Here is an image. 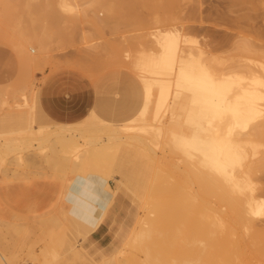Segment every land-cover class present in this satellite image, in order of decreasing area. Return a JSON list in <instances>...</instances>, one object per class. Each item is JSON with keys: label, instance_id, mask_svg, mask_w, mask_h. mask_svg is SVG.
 <instances>
[{"label": "rangeland", "instance_id": "374dc122", "mask_svg": "<svg viewBox=\"0 0 264 264\" xmlns=\"http://www.w3.org/2000/svg\"><path fill=\"white\" fill-rule=\"evenodd\" d=\"M135 1L136 2H134V0H127V1L125 0V2L124 0L123 1L122 0H110V1L109 0H78L79 6L77 8V11L71 13L69 12V10H67L66 12L65 9L66 7L64 8V6L67 5L64 4L66 2L73 3V0L72 1L71 0H0V145H3V149L2 148L0 149V257L5 258V260H2L0 258L1 261L0 264L1 263L2 264L4 263L5 264H90L87 261L88 259L87 260L81 259L78 250L71 247L69 243L74 244L77 243L78 240L79 248H82L80 246L81 244L80 242L83 239V236L84 237L88 236L90 237L91 240H94L98 244V246L102 247L105 250H110L111 244L113 242L114 233L115 231L118 230L121 223L125 225V229L127 230L129 229V231L124 235H128L130 237V234L135 235L136 233L134 237L135 244L134 246L132 245L133 248L130 247L131 245L128 246L129 244H131L130 241L133 240V238H131L133 236H131L130 239L128 237L129 242L126 245L127 250L124 248L125 246H123L122 250L120 248V250L117 251H119L120 253V251L124 250L127 253L130 249L134 251V249L137 248L138 250L136 251L138 252L134 251L133 253L130 250L131 253L129 252L128 255L125 252H123L121 253L122 255L120 254L121 256H115V253L116 255H119L118 252L115 251L113 253V259H112L113 261L111 260V262H113V264H116L117 263L115 259L116 257L119 263H122L124 261L126 263L129 262V264H135L136 260L137 261L140 260V262H143L146 259L147 264H150V262L147 261L149 260L148 259L149 255L147 254L151 255V253L154 250L153 251L150 250L152 252L150 253L146 252L147 254L142 255V253H140L139 251L140 246L137 245L138 243L140 245V242L138 240L140 236L143 235L146 236L145 235L146 232L144 231L145 230L144 228L147 227L146 225V223L148 222L146 221L148 220L147 217L149 215L151 217L154 216V214H151L152 208L150 209L144 206L148 205L149 207L148 203L152 205L151 203H155V201H157L158 198H161L162 195H163L162 198L166 196L170 192L169 186L170 188H172L174 183H176L175 185H179L177 184L178 182L176 181L178 180L179 182L181 181L182 183V181L183 180L185 181V178L187 177H188L187 179L191 180V181L189 180L190 183L186 180L187 186L184 183H182L181 185L182 187L183 185H185L187 189V193L190 192L189 189H191V192L189 194L184 193L186 192L185 190H183L185 188L184 187L182 188L181 185L178 188H180L179 189L180 192L181 190L184 191L183 192L184 195L187 194L189 195V197L191 195L192 197L191 199L194 198L193 195L194 192L196 194V190L198 189V186L197 187L195 186L196 182H193L192 178L190 177L193 176L196 178L197 177L196 174L197 173L200 174L201 170L204 171L203 166L206 167V165H202L203 169H201V165L198 166L200 167L198 168L199 171L196 173L194 170V172L191 175L190 172L191 167H189L190 170H188L189 168L185 169V166L189 164L188 163L189 158H187V154L185 155V152L182 151L184 153L183 154L181 151H179L180 149L177 150L175 148V146L173 145L174 143L172 142L174 140L172 139L173 136L171 132L164 131L165 129L164 130L161 129V132H158L156 130H158L157 129L158 127L159 128L163 127V125L161 124H167L168 122L171 121V117L173 116L172 112L174 110L178 116V119L176 120L177 122L175 121L174 125L175 126L176 124L179 125V127H181V129L179 128V131L184 134L183 136L186 135L187 137H189V135L193 134V130L198 127V126L194 127L196 126V124L194 126L192 125L196 120L198 109L196 107L197 105L195 106L192 103V99L194 98V94L192 93V91L188 88H179L176 86V80L174 79L175 77L172 76L174 74L173 70H172L173 72L170 71V73L172 72L173 74L172 75L170 74L169 77L168 75L169 68L167 67L168 71L166 70L165 71L168 74H166V76H163L164 69L166 68V66L165 68L163 66V75L157 74L158 73L157 70L159 68H161L160 70L162 71V67H161L162 65L160 66L159 63V65L157 66L160 67L158 68L156 66L157 61L153 59L152 61L153 62L155 61L154 62L155 65H153L150 59L151 51L152 53L155 54L156 57V53L157 52L159 53L160 50V47L158 48L159 45H157L156 42L154 43V39L152 37L153 33L155 36L156 30L162 32L165 31L169 32L171 30L175 31L176 29L179 30V28H184L185 36H188L187 37L188 40L190 39L185 46L188 47L187 49L189 50L192 47L191 50L194 51H196L203 44H205L207 40L208 41L216 40L219 43L222 42L221 44L224 47H221V45L218 43L215 44L216 41L214 43L215 47L213 45V49L215 51H213L211 57L213 60L216 61H214L215 64H213L212 67L215 68L216 70L212 69L210 71L215 70L218 72L220 69V71L223 70L224 72L225 69L221 68V67H225L224 65H227V68L226 67L225 68L229 69L228 65L234 63V60H232L233 61L232 62L230 59L232 57V59L237 60L236 65H240L238 64L239 61L241 63L240 67L249 66L250 69L252 68L251 70L253 69L255 70L256 73L253 70V73H255L253 74L254 76L257 74V76L259 77L261 76V78L264 80V76H262L264 75V0H135ZM118 2L121 5L115 4ZM128 3L132 5H129ZM114 6L115 7L121 6V8H118V10L116 8L115 9L116 12H114L115 10L112 12L110 8L113 9ZM127 7L129 9H127ZM41 16H43L44 18H42ZM68 19L69 21L71 20V22H69ZM78 19L79 21L74 22V20L76 21ZM41 23L42 24L45 23V25L42 26ZM33 24L34 26H32ZM153 26L156 27L153 28ZM219 45L221 48L219 47ZM249 45L251 46V48L249 47ZM245 47H249L248 49H254L255 52L257 49V52L254 53L253 52L254 50L253 51L247 50V48L245 49ZM218 48L219 50H217ZM258 50L260 51L258 52ZM159 54L157 55L156 58H159ZM228 58L229 61H231V63L227 62ZM222 60L226 61L227 63L224 62L226 63L224 64ZM201 61H204L203 58L201 59ZM211 61L212 60H210V62ZM149 62H151L152 64H150ZM220 62L224 65L222 66ZM204 63L207 65L210 64L209 62H208L209 64L206 63V61H204ZM141 64L142 65L144 64L143 69L140 68ZM145 64L147 67H145ZM216 64L218 66L220 65V68L217 67ZM251 64L254 67L251 66ZM231 65H230V69H231ZM234 65L235 63L232 65V67ZM151 66L153 67L151 68ZM214 66H216L217 68ZM209 67H211V64L209 65ZM151 69L156 70L157 73H155V71L152 72ZM230 69L229 71L227 70V73L231 72ZM243 69L242 71L239 69L240 70L239 72V70H235L234 68L232 69L233 70L232 72L238 71L240 74L241 72L244 71L248 73L251 71L248 68L244 71ZM151 72L155 73V75L150 74ZM225 73H224L225 76L228 75ZM220 74H222V72H220ZM233 74L237 75L236 73ZM249 75H251V77H249L251 78L249 79L251 80L250 82H255V80L252 81L254 77L252 75V71ZM246 76H241L240 74L239 77H243L242 79L241 78L239 79L238 76L237 78L236 77L235 78L241 81L240 83L241 85L242 83L246 82L247 86L249 87V82L245 81L244 78ZM232 77L234 76L232 75ZM213 78H215L214 74H213ZM222 78L225 79L224 77H221V80ZM230 79L231 80L229 81V83L232 82V78ZM158 80L160 81L162 80V84L167 83L168 81L171 82L170 94L168 96V106L170 107V109L167 108L166 105L164 109L160 111L163 112L158 114L157 117H155L157 119H155L154 118V116L156 115L155 103L157 102V100L154 99L155 97L156 99H158L159 95L157 93L160 90L164 89L162 88V84H160L161 82H158ZM222 83L223 81L221 82L219 81L218 85L219 84L221 86L227 85L228 88V87H232L230 84H232L233 82L230 83L229 86H228V81L227 84L225 83L222 84ZM232 85L234 86V84ZM221 86H218V88ZM247 86L245 85V88H247ZM237 87L238 86H236L232 92L234 93L236 89L240 90L239 92L236 91L238 92L239 97L238 96H236L237 98L235 97L237 100H239L241 99L242 96L245 95V94L243 95V93L246 90L244 89V85L240 89H238ZM250 88L249 90H252ZM254 89H255V85H254ZM231 90L232 89L230 88L229 91L231 92ZM249 90L246 92L248 93ZM229 91L227 89V91L224 90L223 92L222 91L219 92H221V94L222 93L224 94L225 92L229 94L228 93ZM262 91L264 93V87H262ZM207 93L208 92H206V95ZM251 94H249L250 96L249 95L248 96L252 99ZM224 95H226V93ZM235 95L236 94L234 95L230 94V96L233 97L230 98L229 96V98L232 99L234 98ZM209 96H205L206 98L202 100L206 101V99H208L207 97ZM223 96L222 97L219 96V97L223 99L224 98ZM225 98H226L225 100L229 99L227 95L225 96ZM243 98L241 100L244 104L247 103L246 107H248V103L254 102L249 100L243 101L244 100ZM234 100H232L231 102H234ZM204 101H203V105H204ZM251 103L249 105L250 107L248 108L252 107ZM227 104H226V108H223L225 109L224 114H226V117H228L227 116L228 114L226 112L228 110ZM236 104H234L235 106L233 105L232 108L230 107L229 104V107L232 110L231 111L228 110V113L231 112L232 114L233 112L236 113L235 110H237V112L240 110L242 111V112L239 111V114L241 115V113H244L243 110L247 109L246 112L252 114L251 109L250 111H248L249 109L246 107L245 109L241 107L242 110L239 108V106H242V103L239 105V102H237ZM145 105L147 107L146 108L147 112L146 111L144 112L146 113L142 111V109L145 108ZM258 105H260L261 107L260 108L262 112L261 118L264 119V99L261 100ZM43 106H45L48 109L49 111L48 115L46 114L47 111L44 109ZM205 106H208L206 107L207 112L205 111ZM171 107L173 108V110ZM210 107L211 106L205 104L204 109L202 107V110L210 114V112L214 111V110L212 111L210 110L215 108V107L213 108V105L211 108ZM148 109L151 110V112H149ZM215 111L217 112V110ZM220 111L218 110L219 113ZM204 112L202 111V116L209 115V114L206 115V113ZM140 113H144V115H142V118L144 117L145 119L147 118V120L144 119L145 123L143 124L147 126H143L142 124H139L141 128L139 125L136 124L137 119L139 118L142 119L140 117L141 116ZM152 113L154 114L152 115ZM234 113L232 114L233 117L235 116ZM218 114L215 116L218 117ZM220 114L219 117H221ZM245 114L244 115L242 114L243 115L242 117H244L243 119L247 120L248 117L245 116L250 114H246V115ZM147 115H151V116H147ZM213 116L211 115L210 117L212 118ZM231 116L229 118L234 119L233 117L231 118ZM201 117L198 120V122L204 119V117L202 118ZM224 117L225 115L223 116V118ZM135 118L137 119L135 120ZM149 118H151V120ZM206 118L207 117H205V119L203 120L204 122L202 121L203 123L201 122L202 124L204 123L206 124L207 122ZM223 118L222 120H226V118L224 119ZM249 119L252 120L251 116L249 117ZM249 119L247 121H249ZM213 120L214 119L210 121L212 122ZM242 120H240V123L244 121ZM139 121L140 120H137V123ZM217 121H220V119ZM244 122L246 123V125H244V123H241V126L244 125L246 127L240 126L238 129L240 130L241 128V131L237 129L236 132L234 133L237 132L241 133L243 132V130L245 131L246 129L249 128L248 127L249 125L247 124H251V123H248L246 121ZM149 123L151 124V126ZM157 123L160 125L158 126ZM207 123H209V121ZM225 124L227 126V130L223 129L224 127L222 128V130H225L226 132L230 131L229 125L231 128V125L233 123H228L229 125H227V123ZM62 125L65 128H63ZM126 126L127 127L134 126L133 127L134 129L132 130L131 128L127 129ZM138 126L140 129L137 128ZM68 127L71 129H69ZM208 127L206 129L205 128L202 129L203 127L202 128L200 127L198 129L200 135L201 132L202 133L204 132V135L201 136H203V138L206 139L205 141L207 143L206 142L205 143L207 145L210 144L208 143L209 140H207V138L205 137L206 132H208L207 136L209 135L210 137L209 134L210 131L207 130ZM252 127H250L249 129H251ZM173 128L176 132H178L177 131L178 129L176 130L174 126ZM176 128H178V126H176ZM210 128L211 127H209V129ZM58 129L60 131H58ZM62 129L63 130L65 129L64 135L62 134L63 137H68V136L70 137L71 135H73V133L74 136L78 137V138L76 137L78 139V140L76 139L77 141L76 143L77 145H80L81 149H79L78 152L72 153V157L77 153H81L75 155V157L79 156L83 160H86L88 158L87 161L89 162V164L87 168H82L83 171L81 172L80 171L76 172V170L74 171L71 168L69 171V167L71 166V164H73V158H75V157L72 158L70 156L72 150H70L71 151L70 155H68V158L70 157L68 160L69 164H67L68 166L65 165L66 170L65 168H63L64 170H62L63 163L61 164L60 161L62 160L61 157H63V162H64L65 156H61L62 154L61 152L63 149L61 150L62 147L59 144H57V141L60 140L59 138H63L61 135V131L63 133ZM115 130L117 131L114 132ZM205 130L207 131L205 132ZM232 131H234V128H232ZM250 131L251 130H249V132ZM36 132L41 136L38 137ZM69 132L71 134H69ZM212 132L215 134L217 131L212 130ZM226 132L224 135H226L227 137L228 132L227 133ZM249 132L245 131L243 132V134ZM27 133L30 135L31 133L32 135L33 133L35 134L33 136H30L27 135ZM112 133H117V135L114 134L116 137L112 135ZM218 133H221V135H218ZM222 133L224 132L223 131L221 132V128H220V130H218L217 132V136L215 135L213 138L216 137L219 140L220 138L221 140H223L224 135H222ZM55 134L59 136H56ZM214 134H212V136ZM42 136L44 137V140H42L43 138ZM54 136H56L57 138L56 137L54 138ZM112 136L114 137V139L111 138ZM36 137H38V141L40 143H38ZM129 137L130 138L132 137L131 139L142 137L143 138L141 139L142 141L145 138L151 139V140L148 139L144 140V141L148 140V142L149 141L152 142V143L149 142L150 145L148 144V147L150 146V149H148V147H146L148 150L146 148H143L145 147L144 144H146L147 146L148 143V142L145 143L144 141L143 143L141 142L138 144L140 147H136L138 145L137 144L135 145V141L130 140ZM115 138L118 140V143L116 142L117 140H115ZM122 138L125 139L123 140ZM126 138H128L129 141ZM247 138L248 137H246V139ZM54 139H56L57 141L55 142ZM171 139L172 141H170ZM224 139H229V137ZM246 139L243 141H246ZM98 140L99 142H97ZM221 140L218 143L223 144L224 142L223 146L225 147L226 145L228 146V144L230 143L229 142L228 144H225L227 143L226 141L228 140L223 142ZM249 140L253 141V138L247 139L248 142ZM110 141H112L111 142L112 145H110L111 144ZM212 141L213 140L211 139V142ZM90 142L92 144L94 142L97 143H95V145L94 144L92 145ZM246 142L244 143L242 142V144H244V146H242L244 149L245 147L246 148L248 147V150H251L252 147L255 149L254 147L255 145L252 146L253 144L251 145V142L249 144L248 142L247 143ZM89 143L91 145H89L88 147L87 144ZM98 143L100 144L101 147L98 146L99 145ZM5 144L7 146H5ZM38 144L41 145L39 146ZM102 144L105 147L102 146ZM124 144H127V146ZM140 144H142V146ZM206 144H205L206 148L209 147L210 149V147H212V146H207ZM220 144L219 147L220 149H222ZM117 145L119 146V149L117 150V152H115L116 151L115 149H117L118 147ZM246 145L252 147L250 148L249 146ZM92 146L96 147V149L93 148L91 151V149L89 148L90 147L92 148ZM225 147H223V150L224 149L226 150ZM229 147L230 146H228V148ZM86 148L88 150H86ZM59 149L61 150V152L58 151ZM109 149L110 150L113 149L114 151L108 152ZM144 149L147 151L151 150V154L149 153L151 157L150 156L149 157L152 158L153 156V158H155L156 160H154L153 158L152 159L148 158L147 157L148 155H146L148 152L145 151ZM98 150L100 151L98 152ZM238 150L239 151H236L238 158L236 157V155L234 157L232 154H230L233 157L229 159L231 157L229 154L226 157L223 156L224 154L223 155L221 154L222 155V156L220 155L222 157V158L220 157L221 160L222 159L225 160V158H228L227 161L232 160L233 158H237L238 160L241 154L242 156H244L243 159L245 158L244 161H246L247 158L249 159L248 161L250 162V164L251 162L256 161V159H254L256 157H253L254 160L251 161L252 154L255 153L252 150H251L252 154L250 151H247L248 152L247 154L250 153V155L248 156H246L247 155L245 153L246 150L244 151L240 149ZM37 151H39V153ZM68 151L66 152L67 154H69ZM80 151H84V152H80ZM88 151L89 153L92 152V154L89 155ZM85 152L89 156L84 155ZM94 152L96 153V155L93 154ZM101 152L104 156L105 153L107 152V156H105V158L108 157V159L110 158L111 155V157L114 159L113 160L114 163L112 162V160H110L111 161L110 165H107L109 164V162L106 163V161H103V160H107V158L105 159L102 156ZM238 152H240L239 155ZM56 153H60V155ZM224 153L227 154L226 152ZM98 154L100 155V157L102 156L101 157V159H103L102 161L97 156ZM54 155L57 157H55ZM93 155L95 157H93ZM96 156L100 160V164L98 163L99 161L98 159H97L98 164L95 163L96 161L94 160L96 159ZM184 156L186 157V159H184L185 158ZM253 156H255V154H253ZM57 158L58 161L56 160ZM183 159L187 161L186 163L188 164L185 165L182 161ZM224 160H222L221 162H224ZM237 160L236 162L239 163L240 160L239 161ZM68 161L65 160V162ZM212 162L213 161L211 160L210 163L209 162L207 163L211 164ZM236 162L234 160V163ZM240 162H241L240 166L242 164V169L245 171L246 168L244 169L243 167H247V165L252 168L255 167L253 166L254 165L253 163H252L253 165L252 164L249 165V162L248 163L247 162L245 163L243 161ZM101 163L102 164L104 163L103 166L104 165L110 167L113 166L112 170L111 168L109 170L108 167L107 171H102V168L104 169V167L101 165ZM90 165L95 167L93 168ZM117 165L118 166L125 165L128 168L127 170L129 171L131 181L130 183L127 184L126 188L118 181L117 176L114 177V179L109 178V175L110 176L112 174L114 176L116 175V171H117L116 167H118ZM156 165L158 168L156 172L157 171H158L157 173L161 172L160 176H163V178H165L166 180L164 182L167 184V182L169 181L171 185L168 183L169 186H167L168 185L167 184L161 188L164 189V191L160 197L155 198V196H157L158 194H156V191H154L153 192L154 196L150 200H153L154 198L156 200L155 201L153 200V202L152 201L149 202V199L148 201H146V196L148 197L149 195L148 188H150L149 192L151 193L150 191L152 187L151 184L154 183V182L152 183V180L154 181V179L151 180V178H156L155 177ZM213 165L214 164L212 163L211 165H209V167L210 166L212 167ZM234 165L235 164L227 165V167L229 168L228 170H230L231 169L230 167L231 166L233 167ZM96 167L97 168L99 167V169L97 170ZM216 167L217 166H214V168ZM236 167H237V171H235L234 167H233L234 169L232 170H234L236 173L242 172L241 168H239L238 166ZM211 169H213V167ZM211 169H210L211 171L210 173H213V170H215L214 172H219V170L216 171L217 169H213V170ZM254 169H256V167ZM71 170L73 172H71ZM169 170L174 173L170 172ZM184 170H186V172L188 170L187 176ZM205 171L207 172V170ZM205 171L203 174V178L207 174L208 175L210 174L208 172L206 174ZM189 172L190 174H188ZM49 173L51 174V176ZM236 173L233 174L237 175L236 178L239 180L241 176L246 175L245 173L241 175ZM173 175H175L176 177ZM212 175H214V173ZM218 175L219 174H217V176ZM248 175L252 177L254 173L253 174L249 173ZM36 176L38 177L36 178ZM160 176L158 174V177L160 179H163ZM220 176H218V178L216 177V175L211 177L214 178V181H217L220 178ZM207 177L208 176H206L204 180ZM211 177L209 178L211 179ZM253 177H254L253 179L257 177L256 181H258L257 183H259V187H260L258 193V195L260 194L259 201L261 202L263 201L262 206L264 209V169L262 172H257V176H253ZM221 178H223L225 181V177L221 176ZM172 180L173 183H171ZM158 181L154 184L156 185L157 183H159ZM222 182L220 184L224 185L225 183ZM162 183L163 182H161V184ZM161 184L160 183L157 184V187L153 185V187L155 186V188L152 187L153 188L152 191L156 188H160L159 185ZM190 186L191 188H189ZM165 191H169V192L167 193ZM176 192L178 195L181 196V194H179L180 192L179 193L178 191ZM139 195H142L143 197L140 198ZM152 195L150 194L151 197ZM180 196L178 197L180 198ZM183 198L185 199V196ZM208 198L207 200L205 199V201L206 202L208 201L209 203V200L211 201L213 197H211L210 199ZM180 199L178 200V202L182 204V200L183 202H185V200L187 201V196L185 200L184 199L180 200ZM145 201L146 203L147 202L148 203L144 205ZM190 201L192 200H189V202L188 201L187 202L191 203ZM212 202L214 203L211 202L210 203L215 204L216 200L213 199ZM185 205H187L186 208H188L189 210L190 207H188V204L185 203ZM81 207L86 208L85 211L80 212ZM75 208L76 210H74ZM143 208L147 212L144 211ZM186 208H185V213L186 211L188 212ZM263 209L260 215L256 216L257 218H255L257 229L263 231V233L261 234L262 237L264 235ZM65 213L67 216L65 215ZM104 213L106 214L105 221L103 222L102 225H99ZM186 215L184 216V219ZM114 216L118 218V221L116 223L114 222L112 226L113 229L111 231H108L106 226L107 224L109 223L111 224V222H113ZM137 218L139 219V221ZM186 218L189 221V217ZM187 220L184 221L186 222V225L187 224L189 225V222ZM145 221L146 223H144ZM184 221H182V223H185ZM143 224H145L146 226L145 225L143 226ZM139 225L141 228L143 227V231L145 233L142 232V235L140 233L139 238L137 239L138 237L137 232L139 230H142L139 227ZM182 225L184 227H181V225H179V228L180 229L182 228V231L185 233L186 231L184 230L187 228V232L190 234L188 225L187 226L185 224ZM65 227L68 229H66ZM135 228L137 229L139 228V229L135 230ZM70 230L72 232V237H71V232L69 233ZM183 232H179V233H183ZM185 233H184L185 237L181 234L183 238H187V235L189 236V234L185 235ZM81 235L82 237H79ZM176 235L177 237H174L176 240L172 239L173 236L168 237L167 240L171 241L172 239V241H176V243L174 244L177 245V241L179 242V240L180 239L183 240V238H181V236H178V233ZM262 237H260V240L261 242H264V237L263 238ZM145 239L146 238H143L141 240H145ZM69 240L71 242H69ZM137 240L138 243H136ZM182 240L180 241L182 242ZM189 240L191 241V239ZM172 241L170 242L171 244H169L170 248H173L171 247L173 243ZM188 241L186 240V242ZM190 241L188 243L191 245ZM261 244L259 245V248H262L264 250ZM180 245L177 246L180 247ZM186 248L187 250L189 249L192 250L191 247L186 246ZM186 248L184 247V250ZM181 249L182 246L180 250ZM172 250H170L169 253H171ZM177 250L178 252L176 251L175 254L174 252L171 253L172 257L171 254L169 255V257L172 258L171 260L175 259L174 257L177 256V254H180L179 248H177ZM184 250L182 249L183 252ZM168 251L165 250L164 252L165 255H167V257H168L167 254ZM87 253H88L87 255L94 262L100 263L99 260L94 255H92L91 253L89 254V252ZM135 253H136L135 256L136 258L133 257L134 256L133 254ZM155 253L157 255L156 251ZM155 253H152L154 255L150 256L152 259L154 256H156ZM188 254L189 253L187 254L185 253V257ZM144 255L147 258H145ZM165 255L163 253L161 254V257L163 258V263H164V258H166L165 261L167 259H170L169 257L167 258ZM129 256L132 257V260L131 258L128 259ZM188 256L186 257V260L188 258V260H191L189 262H193V264L204 263V259L199 258V256L197 257V255L196 256L194 255L193 258L192 256L190 257ZM185 257L182 258V261L185 260ZM194 257L196 261L194 260ZM154 259H156V257ZM176 259L179 258L176 257ZM192 260H194L195 262ZM132 261H134V263ZM169 262L170 261H168L167 263L169 264ZM189 262L186 263V261H184L182 264H189ZM144 263L145 262H143V264ZM153 263L156 264L157 261ZM173 263H175V261ZM256 263L264 264V259L259 261L257 260Z\"/></svg>", "mask_w": 264, "mask_h": 264}, {"label": "bare ground", "instance_id": "6f19581e", "mask_svg": "<svg viewBox=\"0 0 264 264\" xmlns=\"http://www.w3.org/2000/svg\"><path fill=\"white\" fill-rule=\"evenodd\" d=\"M72 1V0H71ZM110 1V0H109ZM123 1V0H122ZM127 1V0H126ZM120 2V1H119ZM115 3V4H117V5H121L120 3ZM124 2H125V0H124ZM134 2H136L135 0H134ZM134 2H133V4H134ZM101 4V3H100ZM104 4H105V2H104ZM108 4V3H107ZM129 4V3H128ZM137 4V3H136ZM64 5H67V6H64V8L66 9V12H67V10H69V12H75V11H77V8H78V6H79V4H78V0H73V3H68V2H66ZM112 5H113V3H112ZM117 5H115V6H117ZM122 5H123V3H122ZM129 5H132V4H129ZM129 5H127V6H129ZM102 6V5H101ZM108 6V5H107ZM114 6V8L112 9V8H110V10H112V12L117 8V10H118V8H121V6H119V7H115ZM126 6V5H125ZM110 7V6H109ZM135 7V6H134ZM108 8V7H107ZM123 9V8H122ZM127 9H129L128 7H127ZM109 10V9H108ZM120 11H121V9H120ZM111 12V11H110ZM114 12H116V10L114 11ZM123 12V11H122ZM121 12V13H122ZM109 13V12H108ZM67 14V13H66ZM74 14V13H73ZM80 14V13H79ZM116 14V13H115ZM118 14H119V12H118ZM43 15V14H42ZM69 15V14H68ZM117 15V14H116ZM72 16V15H71ZM119 16H120V14H119ZM118 16V17H119ZM42 18H44L43 16H41ZM73 17V16H72ZM110 17V16H109ZM39 18H40V16H39ZM67 18H68V16H67ZM76 18V17H75ZM78 18V17H77ZM117 18V17H116ZM38 19V18H37ZM71 19V18H70ZM74 19V18H73ZM114 20V19H113ZM158 20V19H157ZM68 21H69V19H68ZM77 21H79V19L78 20H74V22H77ZM69 22H71V20L69 21ZM111 22H112V20H111ZM43 23V22H42ZM41 23V25L42 26H44L45 25V23L44 24H42ZM108 23V22H107ZM40 24V23H39ZM74 24V23H73ZM160 24V23H159ZM40 25V26H41ZM110 25V24H109ZM149 25V24H148ZM32 26H34V24L32 25ZM36 27V26H35ZM156 27V26H155ZM154 26H153V28H155ZM201 27V26H200ZM193 28V27H192ZM195 28V27H194ZM44 31H46V30H44ZM190 31V30H189ZM185 30H184V28H179V30L178 29H176L175 31H165V32H162V31H157L156 30V32H155V36H154V33H153V35H152V37H153V39H154V43L156 42V44L157 45H159L158 46V48L160 47V50H159V58H156L157 57V53H156V57H155V54L154 53H152V51H151V54H150V59H151V62L153 63V65H155V61H157L156 62V66L157 65H159V63H160V66L162 67V71L160 70L161 68H159L160 66H157L159 69V71L157 70V72H156V70H153V69H151V71L152 72H154L155 71V73H157V74H159V75H163V66H164V68H165V66H166V68L164 69V75L163 76H166V74H168L166 71H168L167 69L169 68V77H170V74L172 75L173 73V75L172 76H174L175 78V80H176V86L177 87H179V88H188V89H190L191 91H192V93L194 94V98L192 99V103L197 107V109H198V112H197V116H196V120H195V122L192 124L193 126L196 124V126H194V127H197V128H195L194 130H193V134L192 135H189V137H187L186 135L185 136H183L184 134L183 133H181L180 131H179V128L181 129V127H179V125H177L176 123V126H178V128H176V126L174 125V122L178 119V116H177V114L175 113V111L173 110V108H172V110H173V116L171 117V121L170 122H168L167 124H161V125H163V127L162 128H157L158 130H156V131H158V132H161V129H165L164 131H170L171 132V134H172V136H173V140L174 141H172V139L170 140V141H172L174 144V146H175V148L177 149V150H179V151H183V152H185V155L187 154V158H189L188 160V163H186L187 161H185L184 159H186V157L182 160L183 161V163L186 165V164H188V165H186L185 166V169H187V168H189V167H191V175H192V173L194 172V170H195V172L197 173L199 170H198V168H200V167H198V166H200L201 165V169H203L202 168V165H206V167L205 166H203L204 167V171L205 170H207V172L208 173H210L211 171H210V169L213 167V169H217L216 171H218L219 170V172H214L215 170H213V169H211V170H213V173H214V175H216V177L218 178V176H223V177H225V181H224V179L223 178H221V176H220V178L217 180V181H214V178L213 177H211V176H214V175H212L213 173H210L209 175L207 174V172L205 171V173L207 174L206 176H208L205 180H204V178L206 177H204L203 178V174H204V171L203 170H201V172H200V174L199 173H195L196 175H197V177L195 178V177H190V178H192V180H193V182H196V187L198 186V189L196 190V194H195V192H194V195H193V199H191L192 197H191V195H190V197H189V195H187V194H189L190 192H191V189H189L190 190V192L189 193H187V189H186V187H185V185H183V187L185 188V189H183V190H185L186 192H184L183 190H181V192L179 191V189L180 188H178L182 183H184V184H186V186H187V181L190 183V179H187V178H185V181L183 180L182 181V183H181V181L179 182L177 179V181L176 182H178L177 184H179V185H175L176 183H174V185H173V187L172 188H170V186H169V181L167 182V184L164 182V181H166L165 180V178H163V176H160V174H161V172H159V173H157L156 172V170L158 169L157 168V165H156V169H155V174H156V178H158V179H156V178H151V180L152 179H154V181L152 180V183L154 182V183H156L160 178L158 177V174H159V176L160 177H162L163 179H160L158 182L161 184V182H163L161 185H163L164 183V185L163 186H161V185H159V187L160 188H156V189H154L153 191H152V189L153 188H155V186L157 187V184H159V183H157L156 185L153 183V184H151L152 185V187H153V185H155L153 188L151 187V193L149 192V189L150 188H148V197L146 196V201H148V199H149V202L150 201H152L153 202V200L155 201L156 199V197H160L161 196V194H163V191H164V189H161L162 187H164L165 185H167V186H169V189H170V192L169 191H165V192H169L166 196H164L163 198H162V196H161V198H158V200L157 201H155V203H151L152 205H150V203H148L149 204V207H148V205H146V206H144V207H147V208H152V213L151 214H154V216H148L147 217V219L148 220H146V221H148L147 223H146V221L144 222V223H146V225H147V227L146 228H144L145 230V232L143 231V227L141 228L140 227V225H139V227L142 229V230H139V231H141V232H137L138 234V237H137V239L139 238V234L141 233V235H142V232H144L145 233V235L146 236H140V238L141 239H143V238H146L145 240H141L140 238L138 239L139 240V242H140V245H139V243H138V240H137V242L136 243H138L137 245L138 246H140V249L142 250V252H141V250L139 249V251H140V253H142V255L143 254H147V253H150V252H152L153 250V252L152 253H155V251L157 252V255H156V253H155V255L156 256H154L153 257V259L150 257L151 255H154V254H152L151 253V255L150 254H147V255H149V257H148V259L149 260H147L148 262H150V264H154L153 262H156L157 261V263L156 264H166L168 261H170L169 262V264H182L184 261H186V263H188L189 261H191V260H188V258H187V260H186V257L188 256V257H190V256H192V258H193V256L195 255H197V257L199 256V258H202V259H204V263L205 264H257L256 262H257V260L259 261V260H262V259H264V250L262 249V248H259V245L262 243H264V242H261V240H260V237H262L261 236V234L263 233V231H260V230H258L257 229V226H256V221H255V218H257L256 216H258V215H260V213L262 212V209H263V206H262V204H263V201L261 202V201H259V198H260V194L258 195V193H259V183H257L258 181H256V179H257V177H255V179H253L254 177L253 176H257V172H262L263 171V169H264V149H262V148H264V119H262L261 118V114H262V112H261V107H260V105H258L259 103H260V101L261 100H263L264 99V93H263V91H262V87H264V80L261 78V76L259 77V76H257V74L254 76L253 74H255L256 72H255V70H254V72L255 73H253V70H251L250 69V67L248 66V67H240V65H241V63L238 61V64H240V65H236V59H232V57L230 58L231 59V61L232 60H234V63H235V65L232 67V65L234 64H232L231 63V61H229V58H228V61L227 62H229V63H231V64H229L228 65V68L230 69V65H231V69H230V71L231 72H228L227 73V70L229 71V69H226L227 68V65H224V64H226L227 62L226 61H223L222 60V62L224 63V62H226V63H224V64H222L221 62H220V64H222V66L224 65L225 67H221L222 69L224 68L225 69V71L223 72V70L222 71H220V65L218 66L217 64H216V66L217 67H219L218 69H219V71L220 72H222V74H220V72L218 71H215L216 69L215 68H213L212 67V65L213 64H215L214 63V61H216V60H213L212 59V53H213V51H215L214 49H213V45H214V43H215V41L216 40H210V41H206L205 42V44H203L200 48H198L196 51H194V50H191V48H190V50L189 49H187L188 47H186L185 45L187 44V42H189V40H188V36H185ZM157 33V34H156ZM187 33V32H186ZM46 34V33H45ZM50 35V34H49ZM187 35V34H186ZM42 37V36H41ZM45 38V37H44ZM43 39V38H42ZM156 40V41H155ZM220 44L221 45V47H224L221 43L222 42H217L216 41V43L215 44ZM225 43V42H224ZM227 43V42H226ZM229 43V42H228ZM251 44V43H250ZM220 45H219V47H220ZM228 45V44H227ZM22 46V45H21ZM226 46V45H225ZM214 47H215V45H214ZM220 47V48H221ZM249 47L251 48V46L249 45ZM249 47H245V49L247 48V50H251V51H253L254 49H248ZM252 47H253V45H252ZM22 49H23V47H22ZM153 49V48H152ZM194 49H196V48H194ZM256 49V48H255ZM217 50H219V48L217 49ZM260 50H258V52H259ZM25 52V51H24ZM254 53H256L257 52V49H256V52H255V50L253 51ZM196 53H198V54H196ZM259 55V54H258ZM149 56V55H148ZM206 57V58H205ZM211 59H210V58ZM214 57V56H213ZM144 58V57H143ZM203 58V60L204 61H206V63H210L211 64V67H209V65H207V64H205L204 63V61H201V59ZM207 58H208V60H207ZM145 59V58H144ZM153 59H155V61L153 62L152 60ZM196 59H199V60H196ZM215 59V58H214ZM210 60H212L211 62H210ZM208 61V62H207ZM252 61V60H251ZM151 62H149L150 64H152ZM202 62H203V64H202ZM233 62V61H232ZM143 63V62H142ZM218 63V62H217ZM250 63H253V62H250ZM262 64V63H261ZM144 65V64H143ZM142 64H141V66H140V68H144V66H143ZM250 65V64H249ZM155 66V67H156ZM216 66H214V67H216ZM246 66V65H245ZM251 66H253L252 64H251ZM145 67H147L146 66V64H145ZM153 66H151V68H152ZM156 67V68H157ZM168 67V68H167ZM216 67V68H217ZM236 67H237V69H236ZM254 67V66H253ZM211 68V69H210ZM235 68V70H241L242 71V69L243 68H248V69H250L251 71H252V75L255 77H253V79H252V81L253 80H255V82H250L251 80H249V79H251V78H249V77H251V75H249L250 73H251V71L248 73V72H246V71H244V70H246V69H243V71L245 72H241L240 74H241V76H246L247 75V73H248V75L246 76V77H244L245 78V81H248L249 82V87L247 86V83L245 84V83H242V85L240 84L241 83V81L240 80H238V79H236L237 78V76L239 77V72H240V70H239V72L237 73V72H232L233 70L232 69H234ZM260 68V67H259ZM148 69V68H147ZM150 69V68H149ZM155 69V68H154ZM171 69V70H170ZM212 69H215V70H213V71H210V70H212ZM166 70V71H165ZM174 72H173V71ZM234 70V71H235ZM261 70V69H260ZM143 71H145V70H143ZM147 71V70H146ZM170 71H172L171 73H170ZM248 71V70H247ZM142 72V71H141ZM150 73V74H154L155 75V73ZM213 72V73H212ZM226 72V73H225ZM144 73V72H143ZM220 75H219V74ZM224 73L225 74H228L229 75V77H228V75H224ZM233 73H236L237 75H234ZM244 73V74H243ZM148 74V73H147ZM213 74H214V77L215 78H217L218 79V77H219V79L217 80V79H215V78H213ZM239 74V75H238ZM246 74V75H245ZM221 75H223V76H221ZM232 75L234 76V77H232ZM171 76V77H172ZM218 76V77H217ZM224 77L225 79H223L222 78V80H221V77ZM262 76H264V75H262ZM236 77V78H235ZM248 77V78H247ZM205 78H206V80H205ZM227 78V79H226ZM230 78H232V82H230V83H232V84H234V86L232 85V84H230L229 83V81L231 80ZM234 78V79H233ZM242 79L243 77H239V79ZM247 78V79H246ZM229 79V80H228ZM228 81V86H229V84L233 87H228L227 88V85L225 86V85H218V83H219V81L221 82V81H223V83L222 84H227V81ZM236 80V81H235ZM206 81V82H205ZM225 81V82H224ZM158 82H161L160 84H162V80L160 81V80H158ZM237 82V83H236ZM250 83H252V84H250ZM239 85H240V87H239ZM244 85V89L246 90V91H248L249 90V88L251 87V85H252V87L250 88V89H252V90H249V92L247 93L245 90H243V91H245L244 93H243V95L244 96H240L241 97V99L243 98L244 100L243 101H254V102H250L251 104H252V107L251 108H248V107H250L249 105H250V103H248V107H246V104L247 103H243L242 102V100L241 99H239V100H237L236 98V96H238L239 97V95H238V92L240 91V90H235L234 91V93L232 92L233 91V89H235V87L236 86H238L237 88L238 89H240L242 86ZM245 85L247 86V88H245ZM254 85H255V89H254ZM218 86H221V87H219L218 88ZM170 87H171V82L170 81H168L167 83H163L162 84V88H164V89H162V90H160L157 94L159 95L158 96V99H156V97H155V99L154 100H157V102L155 103L156 105H155V116H154V118L155 117H157V115L158 114H160V113H162V112H160L162 109H164V107L167 105V108H169L170 109V107L168 106V96H169V94H170ZM222 87H226L227 89H228V91L230 90V88L232 89L231 90V92L229 91L228 93L229 94H227V92H225L226 93V95L228 96V98H229V96H230V94L231 95H234V94H236L235 96H234V98H232V99H230L231 97H233V96H230V98L228 99V100H225L226 98H225V96L226 95H224L223 93L221 94V92H219V91H227V89L225 88H222ZM222 88V89H221ZM219 89H221V90H219ZM224 89V90H223ZM248 89V90H247ZM219 90V91H218ZM204 91H205V93H204ZM236 91H238V92H236ZM254 91V92H253ZM206 92H208L207 93V95H206ZM219 92V93H218ZM202 93H203V95H202ZM252 93V94H251ZM157 94H156V96H157ZM241 94V93H240ZM249 94H251V97H252V99L249 97L250 95ZM210 95V96H209ZM224 95V96H223ZM249 95V96H248ZM255 97V99H254V97ZM205 96H209V97H207L208 99H206V101H204V100H202V99H205L206 97ZM219 96H223L224 98L223 99H221V97H219ZM236 97V98H235ZM249 97V98H248ZM152 98V97H151ZM246 98V99H245ZM150 99V98H149ZM148 99V100H149ZM234 99H236V100H234ZM232 100H234V102H231ZM240 100H241V102H240ZM152 101V100H151ZM203 101H204V105L205 104H207V105H209V106H211L212 107V105H213V108L214 109H211L210 111H212V110H217V112L215 111H212L213 113H215V114H213L212 112H210V114L213 116L212 118L210 117L211 115L209 114V113H206L207 112V110H206V107H208V106H205V111L206 112H204V110H202V107H203V109H204V105H203ZM32 102V101H31ZM237 102H239V105L242 103V106H239V108L242 110V108L243 109H245V107L246 108H248L249 110L248 111H250V109H251V112H252V114H253V116H252V114H250V113H247L246 111H247V109H245V110H243V112L244 113H241V115L239 114V111L237 112V110H235L236 111V113H234V117H233V113L231 114V112L230 113H228V110L229 111H231L232 109H230V107L232 108L233 107V105L234 104H236ZM225 105H224V104ZM227 103H229L230 104V107H229V104H227ZM232 103V104H231ZM226 104H227V107H228V110L226 111L227 112V116L228 117H226V114H224L225 113V109H223V108H226ZM148 105V104H147ZM154 105V104H153ZM171 105V104H170ZM203 105V106H202ZM237 105V104H236ZM225 106V107H224ZM235 106V105H234ZM238 106H236V107H238ZM210 107V108H211ZM242 107V108H241ZM146 105H145V108L144 109H142V111L144 112V111H146ZM149 108V107H148ZM154 108V107H153ZM166 108V109H167ZM209 108V109H210ZM263 108V107H262ZM150 109V108H149ZM148 109V110H149ZM165 109V110H166ZM168 109V110H169ZM209 109H208V112H209ZM220 109H221V111H220ZM234 109H236V108H234ZM218 110L220 111V113L218 112ZM153 111V110H152ZM167 111V110H166ZM178 111V110H177ZM176 111V112H177ZM202 111L204 112V113H206V115L207 114H209L208 116H205V117H207L206 118V120H207V122L209 121V123H207L206 122V120H205V122H206V124L204 123V124H202L204 121V119H205V117L204 116H202ZM224 111V112H223ZM147 112V111H146ZM146 112H144V113H146ZM149 112H151V110H149ZM240 112H242V111H240ZM144 113H140L141 114V118H142V115H144ZM164 113H165V111H164ZM220 114V116L221 117H219V114ZM223 113V114H222ZM250 114V115H247V116H245V117H248L247 118V120L249 119V117L251 116V119L252 120H250L249 119V121H247V120H245V119H243L244 117H242L244 114ZM154 113H152V115H153ZM218 114V117L217 116H215V115H217ZM232 116H231V115ZM243 114V115H242ZM245 114V115H246ZM225 115V117L224 118H226V120H222V118H223V116ZM231 116V118L233 117L234 119H230L229 117ZM89 116H90V113H89ZM147 116H151V115H147ZM204 117V119L202 120V121H199L198 122V120L200 119V117ZM139 117V116H138ZM153 117V116H152ZM159 117V116H158ZM201 117V118H202ZM209 117V118H208ZM217 119H216V118ZM153 118V119H154ZM220 119V121H217V120H219ZM223 118V119H224ZM230 120H229V119ZM244 120V121H246V122H248V123H251V124H247V125H249L248 127L250 128V127H252L253 125V127L251 128V129H246V128H244V129H246L245 131H247V132H249V130H251L249 133H246V134H243V132H245L244 130H243V132H241V133H234V132H236V130L241 126V123H244V125H246V123L242 120V119ZM137 118H135V120H136ZM144 119H145V117L144 118H142V119H137V120H140L138 123H137V120H136V124L137 125H139V124H144L145 122H144ZM150 120H151V118H149ZM155 119H157V118H155ZM212 119H214L212 122L210 121V120H212ZM145 120H147V118L145 119ZM215 120H216V123H215ZM229 120V121H228ZM240 120H242L243 122H241L240 123ZM223 121H225V122H223ZM227 121V122H226ZM230 121H232V122H230ZM252 121V122H251ZM134 122V121H133ZM140 122H142V123H140ZM159 122H161V121H159ZM177 122V121H176ZM202 122V123H201ZM218 122V123H217ZM200 123H201V126H200ZM216 125H214V124ZM225 123H227V125H229L228 123H233L232 125H231V128H230V125H229V130L230 131H227L228 132V134H227V137H226V135H224L225 134V130H227V126H226V124ZM135 124V125H136ZM147 124V123H146ZM150 124V123H149ZM158 124V123H157ZM156 124V125H157ZM187 124V123H186ZM209 125V127H211L210 129H209V127H208V125ZM217 124H218V126H217ZM225 124V125H224ZM133 125V124H132ZM160 124H158V126H159ZM203 125V126H202ZM207 125V126H206ZM219 125H220V127H219ZM241 126V127H246V126ZM63 126V125H62ZM61 126V127H62ZM124 126V125H123ZM140 126V125H139ZM139 126L137 127V128H139ZM143 126H147V125H143ZM150 126H151V124H150ZM173 126L175 127V129L179 132V134H178V132H176L175 130H174V128H173ZM181 126V125H180ZM235 126V127H234ZM238 126V127H237ZM121 127V126H120ZM127 127V126H126ZM134 126H130V127H127V129L128 128H131V130L132 129H134L133 128ZM153 127V126H152ZM202 128V129H206L207 127H208V131H210L209 132V134H210V137H209V135L207 136V133L208 132H206L207 130H205V134H206V138H207V140H209V142L208 143H210L209 145H207L206 143V139H204L203 138V136H201V135H204V132L202 133L201 132V135L199 134V128ZM224 127V128H223ZM226 127V128H225ZM63 128H65L64 126H63ZM69 128V127H68ZM140 128H141V126H140ZM139 128V129H140ZM149 128V127H148ZM220 128H221V132L223 131L224 133H222V135H224V137L223 136H220V137H223V140H221V138H220V140L223 142V141H226V140H228V141H226L227 143H225V144H228L229 142V144H228V146H230L229 148H228V146L226 145V147L225 146H223L224 145V142H223V144H220V143H218V142H220V140L219 139H217L216 137V139L218 140H216L215 138H213L215 135L217 136V132H218V130H220ZM222 128L223 129H225V130H222ZM232 128H234V131H232ZM54 129V128H53ZM69 129H71V128H69ZM120 129H122V128H120ZM135 129H136V127H135ZM173 129V130H172ZM47 130V129H46ZM63 130V129H62ZM154 130H155V128H154ZM212 130L213 131H217L215 134L212 132ZM239 130V129H238ZM38 131V130H37ZM40 131V130H39ZM58 131H60L59 129H58ZM64 131H65V129L63 130V133H62V131H61V135L63 134L64 135ZM68 131V130H67ZM71 131V130H70ZM73 131V130H72ZM117 130H115L114 132H116ZM155 131V132H156ZM201 131V130H200ZM239 131H241V128H240V130ZM212 132V133H211ZM226 132V133H227ZM37 133V132H36ZM52 133V132H51ZM56 133H58V132H56ZM60 133V132H59ZM67 133V132H66ZM65 133V134H66ZM35 133H33V135H34ZM68 134V133H67ZM69 134H71L70 132H69ZM114 134H116L117 135V133H112V135H114ZM163 134V133H162ZM161 134V135H162ZM180 134H182V135H180ZM212 134H214L213 136H212ZM23 135V134H22ZM26 135V134H25ZM27 135H30V134H28L27 133ZM32 135V133H31V135L30 136H33ZM37 135H38V137L39 136H41V135H39L38 133H37ZM36 135V136H37ZM44 135V134H43ZM56 136H59V135H57V134H55ZM63 135H62V137H63ZM218 135H221V133H218ZM229 135V136H228ZM56 136H54V138L56 137ZM115 136V135H114ZM38 137H36L37 138V141H38ZM43 137V136H42ZM41 137V138H42ZM46 137V136H45ZM77 136H74V133H73V135H71L70 137L68 136V137H63V138H59L60 140H56V139H54V141L56 142L57 141V144H59L60 146V148H61V150L63 149L64 150V152H65V154H64V152H63V150H62V152H61V150L59 149L58 151H60L62 154H61V156H65V158H64V162H63V157H61V161H60V163L62 164L63 163V167H62V170H64L63 168H65L66 166L65 165H67V164H69V158H68V155H70V150H72V152H71V157H72V153H74V152H78L79 151V149H81V147H80V145H77V141H76V139L78 138H76ZM116 137V136H115ZM158 137H159V135H158ZM219 137V136H218ZM229 137V139H224V138H228ZM246 137H248L247 139H251V138H253V141L252 140H249V142L247 141V139H246ZM22 138H23V136H22ZM24 138H26V137H24ZM35 138V137H34ZM40 138V139H41ZM57 138V137H56ZM111 138H113L114 139V137L112 136ZM130 138V137H129ZM132 138V137H131ZM130 138V140H132V141H135V145L137 144H139V143H143V141L145 140V139H148V138H145L143 141L141 140V139H143L142 137L140 138V137H138V138H133V139H131ZM162 138V137H161ZM231 138V139H230ZM20 139V138H19ZM33 139V138H32ZM48 139V138H47ZM109 139V138H108ZM123 139V138H122ZM125 139V138H124ZM123 139V140H124ZM128 141H129V139L128 138H126ZM211 139L213 140L212 142H211ZM246 139V141L248 142V144L251 142V145L252 146H254L255 147V149L252 147V146H249V145H246V146H249L250 148H251V150L253 151V152H255V153H253V154H255V156H253V154H252V152H251V150H248V147L246 148L245 147V149L242 147V146H244V144H242V142L244 143V142H246V141H243V140H245ZM42 140H44V137L42 138ZM46 140V139H45ZM78 140V139H77ZM115 140H117L116 138H115ZM122 140V141H123ZM148 140H151V139H148ZM148 140H146V141H144L145 143H147L148 142ZM255 140V141H254ZM50 141V140H49ZM90 141V140H89ZM108 141V140H107ZM114 141V140H113ZM121 141V140H120ZM217 141V142H216ZM52 142V141H51ZM50 142V143H51ZM54 142V143H55ZM97 142H99V140L97 141ZM97 142H94L93 144L95 145V143H97ZM112 141H110V143H111ZM115 142V141H114ZM117 143H118V140L116 141ZM150 143H152L151 141H149ZM147 143V146H146V144H144V146L145 147H143V148H146V147H148V144L150 145V143ZM153 142H155V141H153ZM206 142V143H205ZM246 142V143H247ZM253 142V143H252ZM19 143V142H18ZM29 143V142H28ZM37 143V142H36ZM38 143H40L39 141H38ZM91 143V142H90ZM87 144L88 145V147H89V145H91V144ZM104 143V142H103ZM107 143V142H106ZM109 143V144H110ZM117 143H115V144H117ZM121 143V142H120ZM212 143V144H211ZM245 143V144H246ZM13 144V143H12ZM33 144V143H32ZM56 144V143H55ZM92 144V145H93ZM99 144V143H98ZM114 144V145H115ZM134 144V143H133ZM132 144V145H133ZM205 144L207 145V146H212V147H210V149H209V147L208 148H206V146H205ZM219 144L221 145V147H222V149H220V147H219ZM231 144V145H230ZM242 144V145H241ZM11 145V144H10ZM39 146L41 145V144H38ZM106 145V144H105ZM110 145H112V143L110 144ZM113 145V146H114ZM120 145V144H119ZM124 145H126L127 146V144H124ZM124 145H122V146H124ZM141 146H142V144H140ZM152 145H154V144H152ZM5 146H7L6 144H5ZM4 146V147H5ZM46 146V145H45ZM48 146V145H47ZM50 146V145H49ZM52 146V145H51ZM86 146V145H85ZM98 146H100V144L98 145ZM102 146H104L103 144H102ZM107 146V145H106ZM116 146V145H115ZM118 146V145H117ZM158 146V145H157ZM156 146V147H157ZM53 147V146H52ZM101 147V146H100ZM105 147V146H104ZM103 147V148H104ZM128 147H129V145H128ZM130 147H131V145H130ZM136 147H140L139 145L138 146H136ZM155 147V148H156ZM223 147H225L226 148V150L224 151L223 150ZM3 149V145H0V149ZM9 148V147H8ZM37 148H38V146H37ZM36 148V149H37ZM96 149V147H93L92 146V148L90 147L89 149H91V151H92V149ZM116 148V147H115ZM123 148V147H122ZM127 148V147H126ZM228 148V149H227ZM244 150H246L245 151V153L247 154L248 152L247 151H250L251 152V154H252V159H251V161H253L254 159H256V161H254V162H251V164L253 165V166H255L256 167V169H254L255 167H250V166H248L247 165V167H243L244 169L246 168V171L245 170H243L242 169V164H241V166H240V161H243V162H247L249 159L247 158V160L246 161H244V159H243V157L244 156H242L241 154H240V152H238V155L240 154V156H239V159L237 160V158H238V156H237V152L236 151H239L238 149H240V150H242V151H244ZM5 149V148H4ZM20 149V148H19ZM41 149V148H40ZM51 149H53V148H51ZM100 149H102V148H100ZM111 149V148H110ZM109 149V151L108 152H113L114 150L112 149V150H110ZM119 149V146L117 147V149H115L116 151L115 152H117V150ZM130 149V148H129ZM147 149V148H146ZM148 149H150V146L148 147ZM147 149V150H148ZM152 149V148H151ZM261 149H262V151H261ZM9 150H11V149H9ZM29 150V149H28ZM50 150V149H49ZM65 150H69L68 151V153L69 154H67L66 152L67 151H65ZM75 150V151H74ZM83 150V149H82ZM86 150H88L87 148H86ZM106 150V149H105ZM125 150V149H124ZM127 150V149H126ZM145 150V149H144ZM147 150H145V151H147ZM220 150V151H219ZM228 150V151H227ZM255 150V151H254ZM15 151V150H14ZM32 151V150H31ZM40 151H42V150H40ZM46 151V150H45ZM44 151V152H45ZM53 151V150H52ZM56 151V150H55ZM54 151V152H55ZM100 150H98V152H99ZM102 151V150H101ZM103 151H104V149H103ZM107 151V150H106ZM222 151H223V153H222ZM34 152V151H33ZM32 152V153H33ZM38 153H39V151H37ZM36 152V153H37ZM80 152H84V151H80ZM148 153L146 154V155H148L147 157L148 158H150L151 156H150V154H151V150L150 151H147ZM182 152V153H183ZM210 152V153H209ZM221 152V153H220ZM224 152H226L227 154H225ZM9 153V152H8ZM13 153V152H12ZM47 153V152H46ZM50 153V152H49ZM88 153H89V151H88ZM105 153V152H104ZM150 153V154H149ZM7 154V153H6ZM45 154V153H44ZM54 154V153H53ZM56 154H59L60 155V153H56ZM78 154H81V153H77V154H75V155H78ZM84 154V153H83ZM83 154H82V156H83ZM90 154H92V152L91 153H89V155ZM93 154H95L96 155V153L94 152ZM101 154H102V152H101ZM180 154V153H179ZM184 154V153H183ZM223 156H227L228 154L230 155V154H232L234 157H235V155H236V157L237 158H233L232 160H229V161H227V159L228 158H225V160L224 159H222V160H224V162H226V163H224V162H221L222 160H221V156L222 155ZM47 155V154H46ZM58 155V156H59ZM66 155H67V157H66ZM75 155L73 156V157H75ZM84 155H88L86 152H85V154ZM88 155V156H89ZM110 155V154H109ZM154 155V154H153ZM221 155V156H220ZM232 155H230V156H228V157H230L229 159H231L233 156ZM243 155H244V153H243ZM248 155H250V153L249 154H247L246 156H248ZM53 156V155H52ZM55 156V155H54ZM81 156V155H80ZM87 156V157H88ZM98 157H99V159L102 161L103 159H101V157L103 156L104 158H105V156H107V152L105 153V156L102 154V156L100 157V155L98 154L97 155ZM96 156V159L94 160V161H96L95 163H97V159H98V157ZM150 156V157H149ZM164 156V155H163ZM162 156V157H163ZM2 157V156H1ZM27 157V156H26ZM51 157V156H50ZM55 157H57V156H55ZM72 157V158H73ZM85 157V156H84ZM84 157H82V158H84ZM93 157H95L94 155H93ZM159 157V156H158ZM157 157V158H158ZM221 157V158H220ZM253 157H256V158H254L253 159ZM17 158V157H16ZM31 158V157H30ZM46 158V157H45ZM59 158V157H58ZM58 158L56 159L57 161H58ZM71 158V159H72ZM107 158V160H103V161H106V163H108L109 162V164H107V165H110V160H112V162H113V158L111 157V155H110V158L108 159V157H106ZM105 158V159H106ZM115 158V157H114ZM152 158H153V156H152ZM152 158H150V159H152ZM166 158V157H165ZM174 158V157H173ZM224 158V157H223ZM240 158H242V159H240ZM21 159V158H20ZM50 159V158H49ZM60 159V158H59ZM74 159H75V162H74ZM88 159V158H87ZM87 159L86 160H83V159H81L79 156L77 157H75V158H73V164H71V166L69 167V171H70V168L71 169H73L74 171L76 170V172L77 171H83V169L82 168H87V166H88V164H89V162L87 161ZM98 159V160H99ZM154 160H156L155 158H153ZM220 159V160H219ZM65 160L66 161H68V162H65ZM100 160L98 161V163L100 164ZM160 160V159H159ZM170 160V159H169ZM213 161L212 163L214 164L211 168L209 167V165H211V164H209L210 163V161ZM234 160H235V162H236V160L237 161H239V163H237V165H236V163H234ZM40 161V160H39ZM18 162V161H17ZM23 162H26V161H23ZM32 162V161H31ZM36 162V161H35ZM70 162H71V160H70ZM156 162V161H155ZM207 162H209V163H207ZM229 162H231V163H229ZM242 162V163H243ZM249 162V161H248ZM247 162V163H248ZM55 163V162H54ZM64 163H66V164H64ZM91 163H92V161H91ZM97 163V164H98ZM114 163V162H113ZM162 163V162H161ZM167 163V162H166ZM171 163V162H170ZM176 163V162H175ZM203 163V164H202ZM229 163V164H228ZM20 164V163H19ZM56 164H57V162H56ZM55 164V165H56ZM94 164V163H93ZM104 164V163H103ZM103 164L101 163V165L103 166ZM118 164V163H117ZM209 164V165H208ZM224 164H226V165H224ZM230 164H235L233 167L235 168V171H237V167L236 166H238L239 168H241V170H242V172H240V173H236L234 170H232V169H234L232 166L230 167L231 169V171L230 170H228L229 168L227 167V165H230ZM239 164V165H238ZM250 164V162H249V165H251ZM28 165H29V163H28ZM45 165V164H44ZM103 166L104 167V169L102 168V171H107L108 170V167H109V170H110V168H111V170H112V167L113 166ZM160 165V164H159ZM224 165V166H223ZM244 165H246V164H244ZM48 166V165H47ZM50 166V165H49ZM68 166V165H67ZM90 166H92V165H90ZM100 166V165H99ZM118 166V165H117ZM179 166V165H178ZM208 166V167H207ZM214 166H217L216 168H214ZM42 167V166H41ZM59 167V166H58ZM93 167V166H92ZM92 167H91V169H92ZM95 167V166H94ZM93 167V168H94ZM161 167V166H160ZM97 168V167H96ZM95 168V169H96ZM101 168V167H100ZM117 168V171H116V175L114 176L113 174L110 176L109 175V178H113L114 179V177H118V181L126 188V186H127V184L128 183H130V174H129V171L127 170L128 168H127V166H125V165H119L118 167H116ZM163 168V167H162ZM205 168H208V169H205ZM225 168H227V169H225ZM50 169V168H49ZM91 169H90V171H91ZM99 169V167L97 168V170ZM161 169V168H160ZM166 169V168H165ZM168 169V168H167ZM170 169V168H169ZM252 169H253V172H252ZM60 170V169H59ZM65 170H66V168H65ZM68 170V169H67ZM174 170V169H173ZM177 170V169H176ZM188 170H190V168L188 169ZM188 170H187V172H188ZM240 170V169H239ZM238 170V171H239ZM262 170V171H261ZM161 171V170H160ZM170 171V170H169ZM202 171H203V173H202ZM233 171V172H232ZM63 172V171H62ZM71 172H73L72 170H71ZM170 172H172V171H170ZM184 172L186 173V176H187V172H186V170H184ZM190 172L188 173V174H190ZM252 172V173H251ZM256 172V173H255ZM35 173V172H34ZM172 173H174V172H172ZM176 173V172H175ZM179 173V172H178ZM183 173V172H182ZM216 173V174H215ZM233 173H236V174H239V175H241V174H246L244 177L243 176H241V178H240V180L239 179H237L236 178V176L237 175H235V174H233ZM250 173V174H253L254 173V175H252V177L251 176H249L248 174ZM50 174V173H49ZM61 174V173H60ZM63 174V173H62ZM64 174H66V173H64ZM72 174V173H71ZM74 174V173H73ZM81 174V173H80ZM87 174V173H86ZM106 174V173H105ZM165 174V173H164ZM194 174V175H195ZM202 174V175H201ZM217 174H219L218 176H217ZM190 175V176H191ZM200 175H201V177H200ZM238 175V176H239ZM50 176H51V174H50ZM102 176V175H101ZM173 176H175V175H173ZM185 176V175H184ZM235 176V177H234ZM247 176V177H246ZM38 176H36V178H37ZM153 177H154V175H153ZM176 177V176H175ZM178 177V176H177ZM181 177V176H180ZM209 177H211V179L209 178ZM251 177V178H250ZM59 178V177H58ZM119 178H120V180H119ZM212 178H213V180H212ZM244 178V179H243ZM246 178V179H245ZM182 179V178H181ZM216 179V178H215ZM220 179H222L223 180V182H222V180H220ZM66 180V179H65ZM157 180V181H156ZM170 180V179H169ZM190 180V181H189ZM161 181V182H160ZM222 183H225L224 185L223 184H220L221 182ZM254 181V182H253ZM206 182H207V184H206ZM220 182V183H219ZM256 182V183H255ZM171 183H173V180H172V182ZM203 183V184H202ZM197 184H201L200 186L199 185H197ZM262 184V183H261ZM171 185V184H170ZM189 185V184H188ZM192 185V184H191ZM203 185V186H202ZM261 186V185H260ZM149 187V186H148ZM178 189H177V188ZM181 187H182V185H181ZM182 187V188H183ZM130 188V187H129ZM181 188V189H182ZM189 188H191V186L189 187ZM137 189V188H136ZM176 189V190H175ZM138 190H139V188H138ZM167 190H168V188H167ZM154 191H156V194H158L157 196H155V198L153 199V200H150V199H152L153 198V196H154V194H153V192ZM176 191H178V193L179 194H181V196L180 195H178L177 194V192ZM195 191V190H194ZM143 192V191H142ZM187 193V194H185L184 195V193ZM133 194V193H132ZM140 194H141V192H140ZM150 194L152 195V197L150 196ZM183 194V195H182ZM144 195V194H143ZM165 195V194H164ZM180 196V198H182V199H184L183 197L185 196V199H186V196H187V201L189 202V200H192V201H190L191 203H188L185 199V202H183V200L182 199H180L178 196ZM140 196V198H142L143 196L142 195H139ZM263 196V195H262ZM208 197H213V199L214 200H216V203L215 204H211V203H214V202H212V200L210 201L209 200V203H208V201L206 202L205 201V199L207 200V198ZM145 198V197H144ZM190 198V199H189ZM210 198H208V199H210ZM182 200V204H180V202H178V200ZM189 199V200H188ZM141 201H142V199H141ZM146 201L144 202V205L145 204H147L146 203ZM211 202V203H210ZM184 203V204H183ZM185 203L186 204H188V207H190L189 208V210H188V208H186V206L187 205H185ZM180 207H179V206ZM190 205V206H189ZM152 206V207H151ZM185 208H186V210H188V212L186 211V213H187V215H186V213H185ZM144 209V208H143ZM149 209V210H150ZM53 210V209H52ZM52 210H50V211H52ZM148 210V211H149ZM264 210V209H263ZM144 211H146L145 209H144ZM147 212V211H146ZM59 213V212H58ZM149 213V214H150ZM46 214V213H45ZM44 214V215H45ZM186 215V217H189V221L187 220V218L185 217V219H184V216ZM65 215H66V213H65ZM189 215V216H188ZM67 216V215H66ZM42 217V216H41ZM44 217V216H43ZM53 217V216H52ZM54 217H55V215H54ZM260 217V216H259ZM61 218V217H60ZM63 218H64V216H63ZM138 219V218H137ZM102 220V219H101ZM188 221L189 222V225H188V229H189V232H190V234L187 232V228L185 229V228H183V229H185L184 231H186V233L185 232H183L182 231V228L180 229L179 228V225H181V227H184L182 224H185L186 225V222L185 223H182V221ZM63 221V220H62ZM100 221V220H99ZM138 221H139V219H138ZM48 222V221H47ZM62 223V222H61ZM64 223V222H63ZM140 223V222H139ZM182 223V224H181ZM59 225V224H58ZM145 224H143V226H144ZM145 225V226H146ZM186 225V226H187ZM61 228V227H60ZM66 228V227H65ZM66 229H68V228H66ZM137 228H135V230H136ZM139 229V228H138ZM137 229V230H138ZM148 229V230H147ZM181 231H180V230ZM262 229V228H261ZM72 230V229H71ZM71 230L69 231V233L71 232ZM135 230H134V232H135ZM183 232V233H179V232ZM147 232H148V234H147ZM132 233H133V231H132ZM143 233V234H144ZM178 233V236H181V234L184 236V233H185V235L186 234H189V236L187 235V238L188 237H191V238H183L182 236H181V238H183V240L182 239H180V240H182V242L179 240V242L177 241V245H180V247L179 246H177V245H175L174 243H176V241H172V239L173 240H176L174 237H177V234ZM76 234V233H75ZM78 235H80V234H78ZM135 235H136V233H135ZM135 235H131L130 234V237L131 236H133V237H131V238H133V242L132 241H130L131 242V244H129L128 246H130V247H132L133 248V246H134V244H135V240H134V237H135ZM176 235V236H175ZM70 236V235H69ZM74 236H76V235H74ZM171 236H173V238L171 239V238H169V239H171V241L173 242L172 243V245H175V246H172L171 245V247H173V248H170V246H169V244H171L170 242V240H167V238L168 237H171ZM71 237H72V232H71ZM79 237H82V235L81 236H79ZM128 235H124L123 233L121 234V235H119V241H114L113 240V242H112V244H111V249L110 250H105V249H103L102 247H100V246H98V244L94 241V240H91L90 239V237H84L83 236V239L81 240V244H80V246L82 247V248H79V242H78V240H77V243H69V245L71 246V247H73L74 249H77L78 250V252H79V254H80V258L81 259H84V260H87L88 261V263H90V264H113V262H111V260L113 259V253L115 252V251H117V250H120V248H121V250H122V247L123 246H125L124 248L127 250V244H128V240L130 239V237H129V239H128ZM143 237V238H142ZM185 237V236H184ZM263 237H264V235H263ZM262 237V238H263ZM70 238V237H69ZM261 238V239H262ZM76 239V238H75ZM79 239V238H78ZM178 239H179V237H178ZM177 239V240H178ZM185 239V240H184ZM189 239H191V241L189 240ZM71 240V239H70ZM69 240V242H71ZM98 240V239H97ZM186 240L188 241H190V243H191V245L188 243V242H186ZM74 241V240H73ZM168 241H169V243H168ZM185 241V242H184ZM181 242V243H180ZM56 243V242H55ZM58 243V242H57ZM133 243V244H132ZM179 243V244H178ZM185 244V243H188V244H185V245H183V244ZM76 244V245H75ZM77 244H78V246H77ZM261 244V246H263V248H264V244L262 245ZM54 245V244H53ZM133 245V246H132ZM188 245H190V246H188ZM57 246V245H56ZM181 246H182V249L184 250V247L186 248V246L187 247H191V249L192 250H190L189 248V250H187V248L184 250V252L182 251V249L180 250V248H181ZM169 247V248H168ZM175 247V248H174ZM177 248H179V252H180V254H181V257H180V254H177V256H175L174 258L175 259H173V260H171L172 258V254L171 253H173L174 252V254L176 253V251L178 252V250H177ZM129 249V248H128ZM172 250V252L171 253H169L170 252V250ZM262 249V250H261ZM131 250V249H130ZM128 251L127 253L123 250V251H120V253H119V251H117L118 252V254L119 255H116V253H115V256H121L122 254L121 253H123V252H125L127 255H128V253L130 252L131 253V251ZM136 250H138L137 248H135L134 249V251H136ZM150 250H152V251H150ZM165 250L166 251H168L167 252V254H168V257H169V255L171 254V257H169L170 259H167L166 261H165V259L166 258H164V263H163V258L161 257V254L163 253L164 255H165ZM188 252H187V251ZM134 251H132L133 253H134ZM183 253H182V252ZM186 251V252H185ZM87 252H89V254L91 253L92 255H94L98 260H99V262L100 263H96V262H94L87 254ZM136 252H138V251H136ZM147 252V253H146ZM191 252V253H190ZM185 253L187 254V253H189L186 257H185ZM193 253V254H192ZM194 253H196V254H194ZM121 254V255H120ZM190 254H192V255H190ZM129 255H131V254H129ZM134 255V256H133ZM132 256L134 257V258H136L135 256H136V253L135 254H133ZM179 255V256H178ZM166 257H167V255H165ZM164 256V257H165ZM144 257H145V255H144ZM156 257V259H154ZM167 257V258H168ZM176 257L177 258H179V259H176ZM185 257V260H183L182 261V258H184ZM196 257V258H197ZM2 260H5V258H2V257H0ZM119 258V257H118ZM127 258V257H126ZM131 258V260H132V257H130L129 256V258L128 259H130ZM145 258H147V257H145ZM115 259H116V261H117V263L118 264H122V263H124V264H129V262H122V263H119V261H118V259L115 257ZM138 259V258H137ZM189 259H191V258H189ZM127 260V259H126ZM125 260V261H126ZM131 260H129V261H131ZM152 260V261H151ZM179 260H181L182 261V263H181V261H179ZM194 260H195V257H194ZM194 260H192V261H194ZM113 261V260H112ZM115 261V262H116ZM175 261V263H173ZM188 261V262H187ZM196 261V260H195ZM194 261V262H195ZM1 262V261H0ZM133 263H134V261H132ZM132 262H130V263H132ZM139 262V263H138ZM143 262H145L146 264H147V262H146V259L143 261ZM143 262H140V260L139 261H137L136 260V263L137 264H143ZM152 262V263H151ZM172 262V263H171ZM116 263V264H117ZM135 263V264H136ZM144 263V264H145ZM202 263V262H201ZM203 263V264H204ZM2 264V263H1ZM5 264V263H4ZM168 264V263H167ZM189 264H193V262H189ZM200 264V263H199Z\"/></svg>", "mask_w": 264, "mask_h": 264}, {"label": "crops", "instance_id": "0c3cea01", "mask_svg": "<svg viewBox=\"0 0 264 264\" xmlns=\"http://www.w3.org/2000/svg\"><path fill=\"white\" fill-rule=\"evenodd\" d=\"M44 107V109L47 111L46 112V114L48 115L49 114V111H48V109L45 107V106H43ZM112 202V201H111ZM76 205V204H75ZM85 209L86 208H80V212H83V211H85ZM74 210H76V208L74 209ZM105 218H106V214L104 213V215H103V217H102V220H101V222L99 223V225H102L103 224V222L105 221ZM118 221V218L117 217H115L114 216V218H113V222H111V224L109 223V224H107V230L108 231H111L113 228H112V226H113V224H114V222L116 223ZM98 225V226H99ZM129 231V229L127 230V229H125V225L124 224H122L121 223V225H120V227L118 228V230L117 231H115V233H114V236H113V240L114 241H119V235H121L122 233L123 234H125V233H127Z\"/></svg>", "mask_w": 264, "mask_h": 264}]
</instances>
